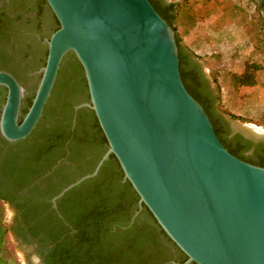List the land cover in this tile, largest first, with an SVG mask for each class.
<instances>
[{"label": "water", "instance_id": "95a60500", "mask_svg": "<svg viewBox=\"0 0 264 264\" xmlns=\"http://www.w3.org/2000/svg\"><path fill=\"white\" fill-rule=\"evenodd\" d=\"M45 2L58 28L43 40L44 65L20 121L22 89L0 71V137L16 142L31 133L62 58L72 53L88 95L73 110L92 111L106 141L92 172L62 188L52 207L112 155L121 182L137 196L129 224L144 206L186 257L182 264H264V168L233 157L218 141L181 83L173 31L148 0Z\"/></svg>", "mask_w": 264, "mask_h": 264}, {"label": "trees", "instance_id": "16d2710c", "mask_svg": "<svg viewBox=\"0 0 264 264\" xmlns=\"http://www.w3.org/2000/svg\"><path fill=\"white\" fill-rule=\"evenodd\" d=\"M148 2L150 3V0H148ZM184 2H188V0H184L181 3V5L185 8L181 12V20L183 21L181 23L179 22L183 27V31L186 30V27L194 19L199 17L201 18L206 14L211 13H214L213 15L215 16L217 13V17L213 18L216 22L215 25H213V38L210 40L211 42H216L218 39L223 41L231 38L234 40L231 44L234 51L241 50L239 47L242 46V41L244 42L245 40L246 42H249L251 50L257 53L259 60L244 59L240 72L230 77L233 84L237 86V89L239 87L255 86L257 72L264 69V0H260L258 5H256L253 0H246V2L254 4V8H251L249 11H242V8L238 7L233 0H203L200 2L199 6L196 7H193V4H191L190 7L187 4L185 6L183 4ZM151 4L152 3H150V5ZM151 6L172 29L177 52L179 50L181 51V48L187 49V47L181 43V40L177 35L176 24L178 22L176 24L174 23L175 21L173 16H167L164 12L159 11L154 5ZM24 10H26V13L31 16L26 18L24 15L17 14L13 21L15 19H24L27 26H33L35 28L34 32L36 33H38V27L46 21L50 24L49 35L58 28V23L53 14L50 12L45 0H33L30 7L24 6ZM221 13L222 17H220ZM237 13L239 14L237 22H239L238 25L240 26V30L235 29L234 32L228 33L226 26L221 27V24H227L229 20H233L237 16ZM3 26L4 30L9 28L7 23ZM49 35L46 39H48ZM41 41V38L37 41L35 40L38 45H40ZM194 42L196 41L194 40ZM39 52L42 55V59H40L38 64L40 66L39 68H41L44 65L46 47L44 46V49H40ZM16 53L25 56L26 51L24 47L18 44L16 47ZM30 54H33V51H31ZM190 54L192 55L191 52ZM177 57L178 72L181 83L190 97L193 98L204 111L211 124L212 130L221 145L233 157L245 163L264 168V160H258V156L254 153L247 154L249 148L252 146V143L247 142L246 147L240 150L225 141V139L223 140V138H221L213 124V121L209 118L207 107L203 102H201L199 96L193 88H191L186 82V74L183 73L180 67V54ZM65 58H68V71H66V75L61 76V65ZM0 67L2 70L9 69L10 71H13L4 62ZM27 69H29L27 72L31 71L30 68L27 67ZM211 82L215 85L213 78ZM57 86L60 87L62 96H59L57 101L48 107L51 96L53 95V92H55ZM73 93L78 95L81 94V97L69 100L63 97L64 94L69 95ZM4 94L5 90H3L2 93V101H4ZM32 96L24 97L21 101L20 115L23 116L26 112L30 105ZM85 97H87V94L84 79L82 77V70L73 54L68 53L62 58L53 88L43 108L41 117L34 129L27 136L28 138H26V144H28L26 146L27 148L35 143V141H32V139L35 138H40L44 141L43 143L45 145L49 144V146H51L52 144L50 143L54 142V139H58L57 126L61 124L60 126L67 127L68 131H70V134L72 135L67 137L69 140L65 151L70 155L84 154L90 156L89 161L85 162L86 166H74V175L72 177L68 176L58 191L81 176L91 173L96 162L106 150V141L92 111L87 108L78 109L74 118V123H71L72 116L74 115L73 106L78 105ZM60 101L66 105H61ZM220 113L224 115L222 112ZM228 117L230 119H234L230 115H228ZM20 119L21 118H19V121ZM72 142L74 143L72 144ZM34 145L37 146L38 144L36 143ZM40 145H42V143H40ZM70 159L72 158H69V160ZM121 180L122 173L113 156L109 155L108 159L103 162L99 168L95 177L80 183L78 186L69 191H78L81 192L80 194L83 193L78 197L79 200L82 201L83 205L80 209L82 210V213L80 212V220H73L67 215L65 216L63 211L60 210L64 215L66 222L70 225L71 230H75V234L78 236V240L81 243L79 250L81 251L82 256L94 252L93 257L98 256V259L101 261L99 264H104L102 263V259H104L105 263L111 262V264H121L125 255L130 252L143 251L152 243L160 241L159 238L155 237L157 234L161 235L165 242L171 243L156 225L155 221L144 206L141 207V210L135 216L132 223L129 224L130 218L136 211L137 196L134 194L129 183L127 181L121 182ZM57 192L54 193V191H51L48 196L50 197L55 195ZM139 223H142L143 228L137 232H133L132 236L124 239L123 237H125L130 230H132ZM7 231L8 229L2 222V203L0 202V264H17L15 260L5 258V235ZM83 232L88 234L87 238L82 234ZM68 252L69 250L67 253ZM45 264H48L47 261Z\"/></svg>", "mask_w": 264, "mask_h": 264}, {"label": "flooded vegetation", "instance_id": "af4514ba", "mask_svg": "<svg viewBox=\"0 0 264 264\" xmlns=\"http://www.w3.org/2000/svg\"><path fill=\"white\" fill-rule=\"evenodd\" d=\"M30 1L32 5L33 0H0V66L4 62L13 70H2L0 67V71L9 73L19 84L22 89L21 101L24 99V94L20 78L24 77L29 80L38 77L36 72L40 66L31 67L30 61L37 55L36 49H44L43 40L49 35L41 32V27L44 25L42 24L38 27V33L22 32L18 35L17 43L24 47L25 56L12 53L8 49V43H11L10 38L13 33L12 22L17 15L14 9L19 6L24 10V6L30 7L28 6ZM183 1L150 0V3L167 16L172 15L176 24L183 21L181 20V12L185 9L181 5ZM202 1L188 0L183 4L185 6L187 4L189 7L193 4V7H196ZM253 1L256 5L260 2V0ZM220 15L222 17V13ZM30 16L28 13L24 14L26 18ZM14 21V23H17L20 19ZM6 23L9 28L4 30L3 25ZM29 37L33 40L30 41ZM40 38L42 41L38 45L35 40L37 41ZM11 46L13 47V44ZM31 51H33V54H30ZM179 54L181 56L180 67L183 73L186 74V82L207 107L209 118L213 121L221 138L240 150L246 147L247 142L252 143L247 154L254 153L258 156V160L263 161L264 139L254 140L246 136L244 132L233 130L230 124L232 121L226 119L217 109L215 87L208 79L198 60L185 48H181V51L177 52V56ZM27 67L31 69L30 72H27L29 70ZM3 90L4 88L0 87V106L3 103ZM63 97L68 100L75 99L78 94H64ZM87 102L88 95L79 104ZM61 105L66 104L61 103ZM76 106H73V109ZM77 111L78 109L75 112L73 110L72 124ZM60 125H58L59 128L57 126L58 139L55 137L54 142L50 143L51 146L49 144L45 145L40 138H35L32 141H35L34 144L37 143L38 145L32 144L27 148L26 138L28 137L16 142H7L0 137V202L12 214L9 221L4 225L8 229L7 234L10 235L18 248H30V252L37 259V261L33 259L34 262L39 264H45L46 261L48 264H92L95 262L94 264H99L101 261L98 256L93 257L94 252L82 256L79 250L81 243L78 236H76L75 230H71L70 225H68L60 211L62 210L65 216L67 215L73 220H80V212L82 211L80 209L83 205L78 197L81 192H69V190V193H64L54 202L55 207H52L51 199L60 192L62 188L59 191L58 189L65 182V179L74 175V166L84 167L86 166L85 162L90 159L88 155H70L65 151L69 140L67 137L72 135L67 127ZM69 158L72 159L69 160ZM51 191L58 192L49 197L48 194ZM142 228V223H139L123 238L132 236L133 232H137ZM82 234L87 238L88 234L85 232ZM155 237L159 238L160 241L152 243L143 251L130 252L125 255L121 264H128V262L129 264H182L186 261V257L172 243L165 242L159 234ZM124 248L126 249L125 246ZM102 263L111 264V262L105 263L104 259H102Z\"/></svg>", "mask_w": 264, "mask_h": 264}, {"label": "rangeland", "instance_id": "374dc122", "mask_svg": "<svg viewBox=\"0 0 264 264\" xmlns=\"http://www.w3.org/2000/svg\"><path fill=\"white\" fill-rule=\"evenodd\" d=\"M234 3L238 5V7L242 8L241 10L249 11L251 8H254V4L250 2H246V0H233ZM247 3V4H246ZM28 6H31V1L28 3ZM16 14L24 15L26 14V10H23L22 7L17 6L14 9ZM255 11V9H254ZM211 14H206L203 17H199L194 19L187 27L186 30L183 31V27L180 23H177V35L179 36L181 43L187 47V49L192 53V56L198 60L200 63L203 71L207 75L208 79L211 81L212 78L214 79L215 85V91L217 93V109L222 112L224 117L228 120H231L230 122L231 127L233 130H238L240 132H243L236 124L240 125H251L255 128L261 129V131L264 133V110L263 112H257L259 114H256L255 108H250V104L248 103V109H251L249 112L255 113V115H258L257 119L252 120L248 118L249 113L246 111L243 113L245 117L234 115L229 113V106L235 105V100L237 102H242L244 99H249L251 97V93L248 95V92H251L252 87H239L236 88L231 81L232 75H236L240 72L243 66L244 59L247 60H259V56L256 52H253L250 48L249 42L242 41V46L239 48L241 50H233L232 42L233 39H225L220 40L216 42H211L210 40L213 38V25H215V19L214 17H217V13L215 16ZM213 16V17H212ZM239 18V14L237 13V16L233 20H229L227 24H221V27L226 26V30L228 33L234 32L235 29L240 30V26L238 25L239 22H237V19ZM16 20V19H15ZM12 22L13 30L11 35V43H8V49L12 53H16V47L18 45V35L22 34V32H29L33 33L35 28L33 26H27L25 20H20L17 23ZM50 31V24L46 21L44 25L41 27V32L43 34L49 33ZM29 40H33L31 37H29ZM194 40L196 42H194ZM13 44V47L11 46ZM40 49H36V56H34L33 59L30 61V66L35 67L39 64L40 59L42 57L41 53L39 52ZM68 58H65L62 62L61 72L60 75H66V71H68ZM65 77V76H64ZM63 79V78H62ZM37 78L32 79H25L24 77L20 78V81L23 85V94L24 97H30L33 95ZM257 80L264 84V69L257 72L256 74V82ZM224 87L228 88L229 95L231 97L228 98V94H225L226 89L223 91ZM221 88V89H220ZM243 92V94H242ZM241 93L239 96L238 94ZM234 95V96H233ZM62 96V92L60 90V87H56L55 92H53V95L51 96V99L49 101L48 107H50L52 104H54L58 97ZM237 96V97H236ZM81 94L78 95L77 98H80ZM238 98V99H236ZM235 109V108H233ZM237 112H240V110H236ZM228 115L232 116L234 119H230ZM245 134V133H244ZM83 194V193H82ZM82 194H79L82 195ZM11 211L8 208H4L2 205V222L7 223L11 217ZM28 248H18V246L15 245L12 238L9 234L6 233L5 235V258H11L15 260L17 264H34L33 263V255L30 251L27 250Z\"/></svg>", "mask_w": 264, "mask_h": 264}, {"label": "crops", "instance_id": "0c3cea01", "mask_svg": "<svg viewBox=\"0 0 264 264\" xmlns=\"http://www.w3.org/2000/svg\"><path fill=\"white\" fill-rule=\"evenodd\" d=\"M226 89L225 91V94L227 95L228 94V98L231 97L229 95V91H228V88L227 87H224L223 89H221L222 91ZM251 93V97L249 99H244L242 102H237V100H235V105L234 106H229V113L231 114H234V115H239V116H242V117H245L243 115L244 112H250L251 109H248V103L250 104V108H255V112L257 113L258 111L259 112H263L264 110V84L261 83L257 80L256 82V85L252 87V90L251 92H248V95ZM241 93L238 94V96L240 95ZM243 94V92H242ZM241 94V95H242ZM234 96V95H233ZM237 97V96H236ZM238 99V98H236ZM235 108L236 110H240V112H237L235 111ZM248 118L252 119V120H255L257 119L258 115H255V113H249V116H247Z\"/></svg>", "mask_w": 264, "mask_h": 264}, {"label": "bare ground", "instance_id": "6f19581e", "mask_svg": "<svg viewBox=\"0 0 264 264\" xmlns=\"http://www.w3.org/2000/svg\"><path fill=\"white\" fill-rule=\"evenodd\" d=\"M241 126L244 127V128H247L248 130H250L251 133L254 134V135H261V134H264V133L261 131V129L255 128V127H253V126H251V125H241ZM241 126H240V127H241Z\"/></svg>", "mask_w": 264, "mask_h": 264}]
</instances>
